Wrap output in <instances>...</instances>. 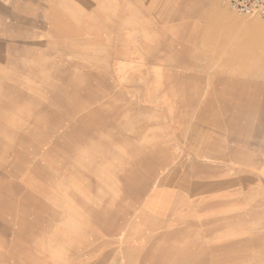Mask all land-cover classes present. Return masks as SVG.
<instances>
[{
  "label": "rangeland",
  "instance_id": "obj_1",
  "mask_svg": "<svg viewBox=\"0 0 264 264\" xmlns=\"http://www.w3.org/2000/svg\"><path fill=\"white\" fill-rule=\"evenodd\" d=\"M0 264H264V20L0 0Z\"/></svg>",
  "mask_w": 264,
  "mask_h": 264
},
{
  "label": "built area",
  "instance_id": "obj_2",
  "mask_svg": "<svg viewBox=\"0 0 264 264\" xmlns=\"http://www.w3.org/2000/svg\"><path fill=\"white\" fill-rule=\"evenodd\" d=\"M229 3L240 15L264 20V0H229Z\"/></svg>",
  "mask_w": 264,
  "mask_h": 264
},
{
  "label": "crops",
  "instance_id": "obj_3",
  "mask_svg": "<svg viewBox=\"0 0 264 264\" xmlns=\"http://www.w3.org/2000/svg\"><path fill=\"white\" fill-rule=\"evenodd\" d=\"M167 200V196L165 192H160L157 196H155L152 200V205H165V202Z\"/></svg>",
  "mask_w": 264,
  "mask_h": 264
}]
</instances>
